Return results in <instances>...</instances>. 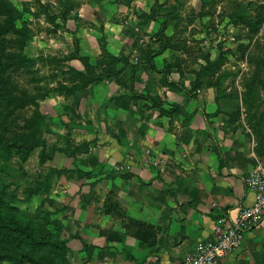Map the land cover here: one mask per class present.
<instances>
[{
    "label": "crops",
    "instance_id": "obj_1",
    "mask_svg": "<svg viewBox=\"0 0 264 264\" xmlns=\"http://www.w3.org/2000/svg\"><path fill=\"white\" fill-rule=\"evenodd\" d=\"M104 1L78 8L80 54L100 58L104 35L107 50L125 60L83 98L91 99V90L97 95L87 112L107 118L99 134L112 140L101 160L107 172L97 176L105 178L92 191L91 234L83 231L69 244L79 250L91 244V264H181L197 243L213 238L219 217L252 204L246 178L264 166V153L211 87L191 94L178 85L184 78L177 67L163 74L176 50L157 36L172 16L158 9L173 0ZM159 104L178 110L162 114ZM216 264H264V220Z\"/></svg>",
    "mask_w": 264,
    "mask_h": 264
},
{
    "label": "rangeland",
    "instance_id": "obj_2",
    "mask_svg": "<svg viewBox=\"0 0 264 264\" xmlns=\"http://www.w3.org/2000/svg\"><path fill=\"white\" fill-rule=\"evenodd\" d=\"M7 1L20 14L15 25L27 39L23 54L34 62L19 69L9 81L3 79L6 85L0 86V141L7 148L0 149V213L13 214L33 233L41 231L54 240L67 241L65 252L34 251L36 260L91 264V244H83L79 250L76 242H69L83 231L91 234L96 210L92 191L105 178L97 176L107 172L101 160L106 158L112 138L108 133L105 137L99 134V126L109 123L107 118L87 112V104L99 103L97 95L91 90L92 100L83 98L88 89L109 79L105 78L108 70L119 72V63L125 59L107 50L104 35L98 42L100 58L80 54L78 8L85 0ZM107 1L129 6L132 0ZM173 1L175 4L158 9L172 15L164 21L158 37H166L168 46L176 50L170 54V66L177 67L187 88L180 82L178 85L188 93H197L203 87L196 89L192 81L203 67L209 68L202 76L203 83L214 86L223 98L221 107L233 110L231 115L249 129L258 142L256 148L264 153V0ZM63 8L70 9L65 21L61 19ZM231 15H236L234 21ZM245 17L255 23L254 29L242 23ZM104 61L109 65L101 67ZM174 70L164 67L163 74ZM82 75L100 80L80 88L85 81ZM15 86L27 91L35 102L31 100L24 109L7 116L5 94H13ZM24 142L37 146L26 152L18 148ZM41 150L43 163L39 161ZM8 248L7 241L0 240V255L8 253ZM0 264L13 262L3 259Z\"/></svg>",
    "mask_w": 264,
    "mask_h": 264
},
{
    "label": "trees",
    "instance_id": "obj_3",
    "mask_svg": "<svg viewBox=\"0 0 264 264\" xmlns=\"http://www.w3.org/2000/svg\"><path fill=\"white\" fill-rule=\"evenodd\" d=\"M70 10V9H69ZM69 10H66L63 8V15L61 16V19L65 21L66 14L69 12ZM20 14L17 12V10L7 1V0H0V86L6 85L5 80H10L11 76H13L15 73L19 71L23 66L28 67L30 66L34 60L28 58L23 54L24 47L27 44V39L25 36V33L21 29L16 28V21L19 18ZM236 15H231L230 18L232 21L235 20ZM242 23L246 25L250 29H254L255 23L250 21L248 18H241ZM165 27V22L162 23L161 28ZM162 30L159 31V34L157 36H160L162 34ZM163 40V46H168V39L164 36L161 37ZM165 43V44H164ZM74 57H77V53H74ZM80 61H85L86 59L84 57H78ZM112 61L113 58L110 57ZM116 60V59H115ZM205 61L208 65V58H205ZM169 68L171 66H168ZM167 67V68H168ZM176 67V66H175ZM209 72V68L203 67L202 70L199 73V76H197L192 82L196 89L197 88H206V87H214L209 83L208 85H205L202 80V76ZM77 75H79L78 72H75ZM116 71L112 72V70H108L105 74V78H111V76H115ZM80 76V75H79ZM181 76V73H180ZM85 78L82 75V78L85 81H82L80 88H83L87 84H95L99 82L100 79L96 80V78H88L86 76ZM182 78V76H181ZM165 81V79H164ZM92 82V83H91ZM9 84V83H7ZM14 93L12 94L10 92H7L5 94V106H6V112L7 116L12 115L15 111L24 109L27 105H29V101L32 99L29 98V94L27 91L21 89L18 90L15 87H13ZM74 89V88H73ZM76 89V86H75ZM35 102V99L32 100ZM31 101V102H32ZM161 109L162 114H170V111L172 110H178L176 106H172L171 109H164L162 108L161 104L157 105ZM258 145V144H257ZM37 144L24 142V145L18 146V148H22V150L28 152L31 151L34 147H36ZM0 149L6 150V146L2 144L0 141ZM258 155H262L263 152L261 149L256 148ZM39 161L43 163L45 161L44 154L42 150L39 153ZM57 174L61 171H55ZM41 231H38L37 233H33L30 231L27 226L21 225L17 222L15 219V216L13 214H1L0 213V240H6L8 243V253L0 255V260L7 259L13 262V264H19V263H33V264H47L43 262V260H36L33 258V252L36 251V253H44L47 250L51 251H61L65 252L67 250V241L61 240L59 237H55L56 240L50 237V235H45L40 233ZM45 256V255H43ZM46 257V256H45ZM49 264V263H48ZM51 264H56L54 262H51Z\"/></svg>",
    "mask_w": 264,
    "mask_h": 264
},
{
    "label": "built area",
    "instance_id": "obj_4",
    "mask_svg": "<svg viewBox=\"0 0 264 264\" xmlns=\"http://www.w3.org/2000/svg\"><path fill=\"white\" fill-rule=\"evenodd\" d=\"M122 169L128 170V166ZM246 184L254 197L252 204L238 211L231 217L223 215L214 225L213 238L197 243L186 254L181 264H216L227 254L238 250L244 234L257 227L264 220V166L258 164L246 178Z\"/></svg>",
    "mask_w": 264,
    "mask_h": 264
}]
</instances>
